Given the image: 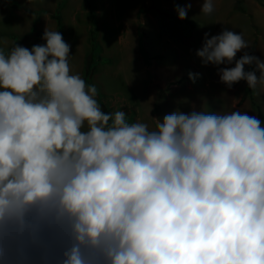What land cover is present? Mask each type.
<instances>
[{"label":"clouds","instance_id":"1","mask_svg":"<svg viewBox=\"0 0 264 264\" xmlns=\"http://www.w3.org/2000/svg\"><path fill=\"white\" fill-rule=\"evenodd\" d=\"M213 11L203 0L201 13ZM42 39L0 51V259L264 264V123L178 109L153 118L155 130L128 123L72 73L62 33L46 27ZM249 47L224 29L205 33L196 55L229 89L245 81L255 91L264 60Z\"/></svg>","mask_w":264,"mask_h":264},{"label":"rangeland","instance_id":"2","mask_svg":"<svg viewBox=\"0 0 264 264\" xmlns=\"http://www.w3.org/2000/svg\"><path fill=\"white\" fill-rule=\"evenodd\" d=\"M213 2V13L204 15L203 0H0V51L7 56L16 44L31 49L45 43L46 27L59 31L71 47L72 73L95 85L102 110H123L128 123H146L149 130H155L153 118L162 121L177 109L256 116L249 99H243V81L229 89L220 82L217 66L202 65L196 52L205 33L210 38L227 29L241 33L250 45L246 51L264 60V0H242L241 10L236 0ZM188 4L184 20L193 21V27L165 15L178 17L176 8ZM254 69L253 64L248 70ZM255 91L264 115V85ZM0 264L21 262L6 254Z\"/></svg>","mask_w":264,"mask_h":264},{"label":"trees","instance_id":"3","mask_svg":"<svg viewBox=\"0 0 264 264\" xmlns=\"http://www.w3.org/2000/svg\"><path fill=\"white\" fill-rule=\"evenodd\" d=\"M2 1H9V0H2ZM256 1H259V0H256ZM241 2H242V0H236V5L235 6H236L237 10H241V7H240ZM165 15H167L168 17L174 19L175 21H177L179 23H184L186 26L193 27L195 25V23L193 21H191V20H180L177 16L169 15V14H165ZM249 53H251V52H249ZM249 67L250 66H246V70H248ZM243 83L245 85L243 99H246V98L249 99L251 108L256 113V117H258L263 122L264 121V115L262 113V110H261L260 106L256 103L255 98H254L256 91L248 88V86H247L245 81H243Z\"/></svg>","mask_w":264,"mask_h":264}]
</instances>
